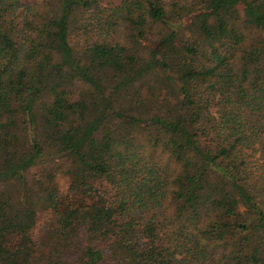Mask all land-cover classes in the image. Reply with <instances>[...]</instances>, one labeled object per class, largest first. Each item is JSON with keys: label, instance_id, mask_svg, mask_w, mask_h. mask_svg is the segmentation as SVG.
<instances>
[{"label": "trees", "instance_id": "1", "mask_svg": "<svg viewBox=\"0 0 264 264\" xmlns=\"http://www.w3.org/2000/svg\"><path fill=\"white\" fill-rule=\"evenodd\" d=\"M0 264H264V0H0Z\"/></svg>", "mask_w": 264, "mask_h": 264}, {"label": "rangeland", "instance_id": "2", "mask_svg": "<svg viewBox=\"0 0 264 264\" xmlns=\"http://www.w3.org/2000/svg\"><path fill=\"white\" fill-rule=\"evenodd\" d=\"M170 92L172 91V89L171 90H169ZM60 186H61V193H64V191H65V181L64 180H60ZM62 196H63V200L64 201H70V199H71V201H75V200H77V198H75V197H73V196H67L65 193L64 194H62ZM16 240V238H10V239H8V241L7 242H9V243H13L14 241Z\"/></svg>", "mask_w": 264, "mask_h": 264}]
</instances>
